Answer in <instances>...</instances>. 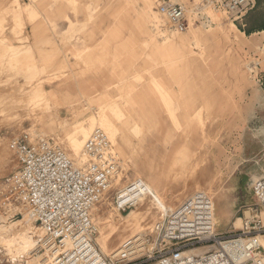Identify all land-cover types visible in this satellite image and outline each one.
I'll use <instances>...</instances> for the list:
<instances>
[{
	"label": "rangeland",
	"instance_id": "1",
	"mask_svg": "<svg viewBox=\"0 0 264 264\" xmlns=\"http://www.w3.org/2000/svg\"><path fill=\"white\" fill-rule=\"evenodd\" d=\"M159 1L0 0V184L17 166L14 151H8L14 139L50 141L76 161L69 147L71 129L85 125L88 138L108 114L115 121L103 130L121 161L122 181L98 205L100 212L112 213L119 222L120 215L134 211L120 214L113 199L138 179L139 169L148 184L158 182L171 209L206 191L219 213L223 197L229 223L217 229L236 231L237 219L255 204L252 185L264 176V87L258 85V79L264 80V0H256V9L238 24L247 35L237 36L241 45L234 38L233 19L208 0H169L186 8L193 37L194 26L205 33L191 50L183 36L188 28L175 33L159 13ZM142 3L150 23L172 38L155 37L157 30L138 19ZM256 29L260 32L251 33ZM63 121H68L66 128ZM159 205H152L145 214L150 219L132 236L162 217ZM22 208L31 209L2 206L0 199V227H10L13 235L26 231L39 244L40 225L36 220L29 224ZM37 256L0 245V264H32Z\"/></svg>",
	"mask_w": 264,
	"mask_h": 264
},
{
	"label": "built area",
	"instance_id": "2",
	"mask_svg": "<svg viewBox=\"0 0 264 264\" xmlns=\"http://www.w3.org/2000/svg\"><path fill=\"white\" fill-rule=\"evenodd\" d=\"M208 2L236 25L256 6V0ZM158 3L159 13L176 31L188 28L184 6ZM11 149L17 166L0 184L1 204H28L35 212L42 233L33 254L41 255L43 264H264V176L252 185L255 204L244 213L240 229L220 233L212 197L198 191L106 257L96 244L91 212L112 193L122 170L108 136L94 130L84 144L87 161L79 164L60 146L35 143L28 136L14 139ZM147 195L152 196L145 182L134 180L116 192L113 206L126 214ZM200 249L207 250L195 253Z\"/></svg>",
	"mask_w": 264,
	"mask_h": 264
},
{
	"label": "bare ground",
	"instance_id": "3",
	"mask_svg": "<svg viewBox=\"0 0 264 264\" xmlns=\"http://www.w3.org/2000/svg\"><path fill=\"white\" fill-rule=\"evenodd\" d=\"M15 3V2H14ZM12 4V3H11ZM17 6H18V9L16 8V10L18 11H21L22 10V7H21V4L20 2L18 1L17 3ZM16 6V7H17ZM203 7H198L197 11H201ZM15 10V8H14ZM14 11V12H17V11ZM159 14V13H158ZM192 18V17H191ZM11 22V21H10ZM13 22V21H12ZM192 22V21H191ZM8 23V22H7ZM23 27V25H22ZM199 26H194L193 27V30H194V37H195V42H199V41H202L205 37V33H201L199 28ZM232 30L236 33V34H239L238 32V28L236 27L235 24H232ZM36 31V30H35ZM21 32V31H20ZM175 33H178V34H182V33H179L178 31H174ZM232 32V31H231ZM34 35V34H33ZM37 36V35H36ZM167 39H169L168 37H166ZM166 39V40H167ZM185 42H186V45L189 47V49L191 50V44H189L186 39H185ZM232 42V41H231ZM241 42V41H240ZM167 43V42H165ZM231 44V43H230ZM234 45V44H233ZM118 48V47H117ZM120 50V49H119ZM119 52V51H117ZM121 52V51H120ZM120 54V53H119ZM28 55V54H27ZM78 55V54H77ZM206 55V54H205ZM30 57V56H29ZM84 57V56H83ZM87 59V58H86ZM243 66V65H242ZM20 67V65H19ZM15 76V75H14ZM18 80V79H17ZM16 80V81H17ZM4 82V81H3ZM14 84V83H13ZM21 87V86H20ZM17 88V87H16ZM23 88V87H22ZM12 90V89H11ZM16 92V91H15ZM8 96V95H7ZM47 96V95H46ZM8 101V100H7ZM6 101V102H7ZM2 103V102H1ZM2 105V104H1ZM28 107V106H27ZM27 115V113H26ZM105 116V120H100V121H105V123L103 122L100 125L101 127L98 128L100 130H102L107 136H109L107 134V132H105V128L108 127V130L109 128L111 127V125H113V118L112 116H110L111 118V121L109 119V115L108 114H104ZM35 117V116H34ZM15 118V117H14ZM65 120V118H62ZM101 119H103L101 117ZM109 119V120H108ZM118 119V118H117ZM118 121V120H117ZM37 122V121H36ZM67 122L68 121H63L62 124L65 125L64 128H66L67 126ZM116 123V122H115ZM69 125V123H68ZM62 127V125L60 126ZM68 128V127H67ZM97 129V128H95ZM94 129V130H95ZM62 130V129H61ZM66 130V129H64ZM63 130V131H64ZM71 130L72 133H73V137H72V140H70V146L71 147V151L72 153H74V155L78 156L79 157V160H76V162H82V163H85L87 161V157H86V154L84 152V144H85V141L90 137L87 138L88 136V129L85 125H82V124H78L76 126H74ZM93 130V131H94ZM107 130V129H106ZM92 131V133H93ZM109 132V131H108ZM91 133V134H92ZM89 133V135H91ZM110 134V133H109ZM87 138V139H86ZM109 138V137H108ZM111 138V137H110ZM86 139V140H85ZM111 140V139H110ZM116 145V143H114ZM5 148V147H4ZM7 149V148H6ZM11 148H8V151L10 150ZM4 149L2 148V151ZM12 150V149H11ZM70 151V152H71ZM69 152V151H68ZM7 153V152H6ZM11 153H13V151H11ZM10 153V154H11ZM79 164V163H78ZM141 177V176H140ZM202 179V178H201ZM200 179V180H201ZM137 180H142L145 182V184L147 185V187L149 188L152 196L150 195H147L145 197H143L140 202H139V206H142L143 207V210H141L142 208L139 207L138 208V205L136 207H134L132 210H134L132 213H130L129 215L127 216H124V215H120L121 216V220L119 222H116V217L114 215L109 214L108 213H102L100 212L98 208V205H96L92 212H91V215H92V220H93V223L97 229V232L99 233V238L98 240H96V244L97 246H99L100 248V251L101 253L107 257V255L113 253L111 256L115 255L118 251H119V243L121 241H123L124 239H130L134 236L133 233H136V231H141L142 227V223L145 224V218H147V216L145 217V214L148 213L151 209H152V205H156V203H159V207L162 208V211H163V214L165 213V211H168V210H171V208L169 207H166V205L164 204L163 202V198H161V191L159 190V188H155L154 186H151L150 184H148L143 178H138ZM122 181V175L119 176V179H118V182L116 184H120V182ZM197 182V181H196ZM192 186V185H190ZM200 186V185H199ZM188 187V186H187ZM194 187V186H193ZM202 187V186H201ZM126 188V187H125ZM186 191V189L184 190ZM183 191V192H184ZM180 192V191H179ZM182 192V191H181ZM206 192V191H204ZM111 194V193H110ZM107 195L101 203H104L106 202L107 200V197L110 196ZM177 194V193H176ZM186 194H187V191H186ZM179 195V194H178ZM210 195V194H209ZM181 196V195H180ZM183 196V195H182ZM212 196V195H210ZM147 197H149V199L147 200ZM177 198L179 196H176ZM175 198V199H177ZM181 199L183 197H180ZM213 199V198H212ZM154 202V204L152 203V205H149V203H151L150 201ZM177 201V200H176ZM214 201V199H213ZM142 202V203H141ZM170 202V201H168ZM100 203V204H101ZM167 204V203H166ZM28 205V204H26ZM29 206V205H28ZM30 207V206H29ZM154 207V206H153ZM31 208V207H30ZM115 208V207H114ZM136 208V209H135ZM141 208V209H140ZM116 209V208H115ZM216 209V207H215ZM26 209L23 210L22 208V211H20L21 213H23L25 215V218L27 220V222H29V224H33L34 221L36 220V217H35V212L32 210V209H28L27 211H25ZM117 210V209H116ZM130 210V212L132 211ZM145 210V211H144ZM105 212V211H104ZM150 213V212H149ZM148 215V214H147ZM153 215V214H151ZM248 215V213H247ZM148 217H150V215H148ZM4 218V217H3ZM120 218V217H119ZM154 218V216H153ZM225 218V217H224ZM148 220L150 218H147ZM151 219H152V216H151ZM153 220V219H152ZM151 221V220H150ZM223 221V220H222ZM227 221V220H225ZM221 222V221H220ZM223 223V222H222ZM143 224V225H144ZM148 224V222H147ZM146 224V225H147ZM150 224V223H149ZM148 224V225H149ZM241 224H242V220L239 219L236 221V223L234 224V226L239 229L241 228ZM144 225V226H146ZM147 225V226H148ZM215 225L217 227V225H219V219L217 218V212H216V218H215ZM149 227H151V224L150 226H148L147 228L145 229H149ZM10 227H6L5 225L4 226H1L0 227V245L3 246V247H6L9 249L10 252H16V251H22L23 254L27 255V256H31V257H34V254H33V251L36 250L37 246H38V240H33V237H31L29 235V233H27L26 231L22 234V235H13L11 233V230L9 229ZM144 231V230H143ZM38 234V233H37ZM40 239V238H39ZM261 240V244L264 246V238L260 239ZM40 241V240H39ZM207 249H200V250H197L195 253L199 254V253H203L205 252ZM109 256V257H111ZM40 258H42L41 256H37L35 257L33 260H31L32 264H43V259L41 260Z\"/></svg>",
	"mask_w": 264,
	"mask_h": 264
},
{
	"label": "crops",
	"instance_id": "4",
	"mask_svg": "<svg viewBox=\"0 0 264 264\" xmlns=\"http://www.w3.org/2000/svg\"><path fill=\"white\" fill-rule=\"evenodd\" d=\"M21 7H22V5H21ZM256 7H257V1H256V6H255V8L253 9V10H251V11H254L255 9H256ZM23 8V7H22ZM144 12H145V5L142 3V5H141V9L138 11V19H141L143 22H145V23H147V24H150L152 27H154V29H156L157 30V33H156V35H154L155 37H160V38H162L163 39V41H166V38L164 37V36H162V34H165L166 33V30L165 31H162L161 29H160V27H162V26H157V25H152L151 23H150V21H149V19L144 15ZM153 12L156 14L157 12L153 9ZM235 24V23H234ZM236 25V24H235ZM236 27L238 28V26L236 25ZM260 29H256V30H252L251 32H253V34H257V33H259L260 31H259ZM238 33L239 34H235V36H234V38H235V41L238 43V45H241V42L238 40V37L237 36H239V35H241V37L242 38H247V35H246V33H244V32H242L239 28H238ZM262 34H264V29H263V32H262ZM183 36L185 37V39H186V41L189 43V44H193V43H195V39H194V37L191 35V33L189 32V28H188V32L186 33V34H183ZM222 37H223V40H225V41H227V39L225 38V35H224V32L222 33V35H221ZM169 39L170 38H172V37H168ZM229 43V42H228ZM175 44H176V42H173L170 46H171V48L172 49H175L174 48V46H175ZM217 47H218V50L220 51V53H224L225 51H224V48H223V43L221 42V40H218L217 41ZM177 48V47H176ZM178 49V48H177ZM175 51H176V49H175ZM179 51H183L182 49H180L179 48V50H178V52ZM183 52H185V51H183ZM186 53V52H185ZM188 55H190V54H188ZM261 80V83H258V85L260 86V87H264V80L261 78L260 79ZM257 95H255V97H256ZM117 141L119 142V145H120V147L122 146V140H118L117 139ZM119 147V148H120ZM120 150H121V148H120ZM121 154L125 157V155L121 152ZM142 170V169H141ZM140 170L139 169H137V174H139V177L138 178H143L141 175H140ZM141 176V177H140ZM144 179V178H143ZM147 182V181H146ZM150 183H152V182H150ZM152 185L155 187V188H158V186H159V184H158V182L156 183V185H155V182L154 183H152ZM219 201L221 202V204H222V207H221V209H220V211H219V213H217V218L219 219V225H217V228L220 226V225H222V224H228L229 223V214L225 211V205H224V199H223V197H219ZM225 217V218H224ZM223 220V221H222ZM225 220H227V221H225ZM237 220H239V219H237ZM221 221V222H220ZM223 222V223H222ZM223 229H227V227H224Z\"/></svg>",
	"mask_w": 264,
	"mask_h": 264
},
{
	"label": "trees",
	"instance_id": "5",
	"mask_svg": "<svg viewBox=\"0 0 264 264\" xmlns=\"http://www.w3.org/2000/svg\"><path fill=\"white\" fill-rule=\"evenodd\" d=\"M237 26H238V25H237ZM245 32H246V31H245ZM251 33H253V32H251ZM251 33H247V34H249V35H250Z\"/></svg>",
	"mask_w": 264,
	"mask_h": 264
}]
</instances>
